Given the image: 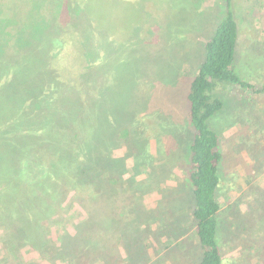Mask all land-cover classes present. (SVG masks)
<instances>
[{
    "label": "trees",
    "instance_id": "obj_1",
    "mask_svg": "<svg viewBox=\"0 0 264 264\" xmlns=\"http://www.w3.org/2000/svg\"><path fill=\"white\" fill-rule=\"evenodd\" d=\"M197 2L169 0L167 5L171 7L173 14L169 20L171 22L168 21L163 28L166 40H171L178 46L192 31L188 25L187 28L179 27V22H175L179 13H175L180 9V12H189V15L194 17L193 10L197 8ZM223 2L225 10L218 21L209 26L211 31L202 46V56L196 73L183 95L187 112L186 122L190 132L187 154L182 155L177 151L178 142L172 134L168 135V138L172 139L168 147L170 149L161 153L165 166L172 168V164L177 162V166L183 171L181 182L190 191L192 206L189 228L193 231H190L192 233L188 234L185 240L187 245L193 242L192 240L196 241L199 249L198 264H224L225 260V240L220 229L222 206L217 194L221 182L220 167L225 155L221 150L219 135L210 126V122L223 113L225 106L218 92L231 88L234 91L233 96H247L248 100L264 95V58L254 54L248 59L246 67L237 61L238 4L235 0ZM87 3L90 5V1ZM124 5L129 6L128 3ZM63 8L76 18L81 13L84 15V8H81L78 0H65ZM209 16L210 19H215L214 15ZM73 17L62 15L59 23L69 24ZM201 29L204 33L205 28ZM74 30L77 31L76 27ZM158 30L159 28L152 30L153 37L159 38ZM110 33L111 31L105 32L104 39H109ZM56 35L57 39L51 40L48 49L44 51L45 56L52 54L51 61L46 64L40 62L41 68L35 70L27 60L30 73L27 77L26 60H17L19 68L13 65L8 68L7 73L2 74L0 231L3 237L7 238L4 239L1 249L8 258L11 253L18 252L26 245L31 249L49 253L48 221L54 222V218L59 214L58 201H77L89 214L88 218H93L94 213L99 219L106 211L120 208L118 205L113 208L111 201L137 200L139 189H135V186L147 183L152 178L151 169L154 167H147L146 161L149 159L144 157V148L130 146L133 141L130 127L136 131V127L141 123L146 125L145 129L150 128L152 131L153 124L150 121L145 123V120L149 111L154 108V102L160 104V100L163 102V96L173 95L171 98H174L179 93L176 82L171 75L164 73L165 68L161 66L169 62L173 68L177 60L172 62L173 57L159 60L157 57L162 58V54L149 57L147 51L140 47L137 51L138 55H141L140 61L129 57L124 61L128 67L126 75H129L126 81L135 85L134 97L139 103L135 107L141 109L140 112L128 115L129 113L123 111L125 106H122L118 98L113 97L112 92L110 93L116 88L113 85L114 76H111L115 69H108L98 56L88 55L87 43L83 39L75 44V39H59L61 36ZM115 38L117 39L116 36ZM139 42L142 43L141 39H124L120 56L122 57L125 51L129 52V47L133 44L137 46ZM159 43L156 42V45ZM73 44L78 45V50L82 48L80 54H72ZM155 65H158L157 70L151 71ZM137 67L139 70L136 72ZM146 71L153 75H149L148 90L142 91L137 89V79L147 73ZM156 91L160 93L159 96L155 95ZM142 95L145 97H141ZM138 97L146 99L140 101ZM120 107L123 110H120ZM165 126L163 128L168 130ZM252 127L251 125V130ZM118 138L123 139L122 145L126 150V156L123 158L114 157L111 153V149H115L113 146H119ZM255 148L257 153L260 147L258 145ZM128 158L143 162L141 168L147 167L150 170L144 173L146 180L132 184L133 186L124 181V174L127 173L125 159ZM241 159V156L237 157L236 162ZM243 162L247 165L244 157ZM248 164L252 166L251 162ZM128 170L135 176L139 173L134 165ZM155 170L160 171L159 179L165 178V170L162 169V172L158 167ZM253 174L257 176L256 167ZM259 176L264 177L262 174L257 177ZM120 181H123L121 186ZM247 181L250 182L248 176L245 179L246 183ZM125 210L130 211L128 205H125ZM255 222L240 254L255 257L257 262L254 264H264V215H260ZM229 228L231 234L232 228ZM243 230L245 231V228ZM259 231L263 234L258 233ZM242 236L241 233L239 237ZM120 237L122 244L123 236ZM178 237H170L176 247L167 240L160 247H153L147 242L148 238H144L143 248L150 246L152 250L156 248V252L161 253L164 249L169 256L176 252L175 248L186 247L177 240ZM131 238L134 236L131 235ZM125 239L128 240V234H125ZM154 256L156 255L153 253L152 257ZM150 259L151 257L147 260ZM111 260L115 263V257H111ZM14 263L16 261L12 264Z\"/></svg>",
    "mask_w": 264,
    "mask_h": 264
},
{
    "label": "rangeland",
    "instance_id": "obj_2",
    "mask_svg": "<svg viewBox=\"0 0 264 264\" xmlns=\"http://www.w3.org/2000/svg\"><path fill=\"white\" fill-rule=\"evenodd\" d=\"M64 1L0 0V84L3 81L2 74L7 73L9 67L14 65L19 68L17 60H26L27 77L30 75L27 60L35 70L41 68L40 62L46 64L51 61L52 54L45 56L44 51L48 49L51 40L57 39L58 34L61 36L59 39H75V44L83 39L87 43L88 55L98 56L108 69H115L111 76H114L113 85L116 88L110 93L112 92L113 97L118 98L122 106H125L124 110L122 107L120 110L129 113L128 115L140 112L141 109L135 107L139 104L134 97L135 85L126 81L129 75H126L128 67L124 61L128 57L140 61L141 55L137 53L140 47L147 51L149 57L162 54V58L157 57L159 60L168 57H173L172 62L177 60L176 65L172 64L175 66L173 68L169 62L161 66L165 68L164 73L171 75L176 82L179 93L174 98H171L173 95L163 96V102L160 100V104L154 102V108L149 111L150 116L145 120V123L150 121L153 124L152 131L150 128L145 129V124L139 123L136 131L128 125L133 140L130 146L144 148V157L149 159L146 161L147 167H154L151 169L152 178L147 183L135 186V189H139L137 200L111 201L113 208L115 205L120 208L105 210L99 219L94 213L93 218H88L89 214L77 201H58L59 214L54 218V222L48 221L49 253L31 249L26 245L18 252L11 253L8 258L1 249L4 239L7 238L3 237L0 231V264H12L13 261H16L14 264H93L92 253L99 258L96 264H198L199 249L196 241L192 240L193 242L187 245L185 240L187 235L192 233L190 231H193L189 228L192 206L190 191L181 182L183 171L177 166V162L172 164V168L165 166L161 153L170 149L168 147L172 139L168 138V135L172 134L178 142L177 151L182 155L187 154L190 132L186 122L187 112L183 95L196 73L202 56V46L211 31L209 26L218 21L225 10V3L223 0H195L197 8L192 9L194 17H191L189 12L177 10L175 14H179L176 15L175 22H179L181 28H187L188 25L193 31L177 46L175 42L166 40L163 35V28L173 14V10L167 5L169 0H78L81 8H84V15L81 13L77 18L73 17L74 14L70 11L62 9ZM235 1L238 4L236 19L239 27L237 61L246 67L248 59L254 54L264 58V0ZM125 3L129 6H125ZM62 15L73 17L72 22L66 25L59 23ZM209 15H214L215 21L210 19ZM108 20L110 22H107ZM158 28L159 38L153 37L152 30ZM201 28H205L204 33ZM109 31V39H104L105 32ZM124 39H141L142 43L139 42L137 46L133 44L129 47V52L125 51L121 57L120 49ZM156 42L160 43L156 45ZM78 48V45H72L73 55L81 53L82 48ZM156 67L158 68V65L151 71H155ZM137 70L139 67L135 68L136 72ZM154 74L156 76V73ZM149 75L153 73L147 72L137 79V89L148 90ZM166 81L168 82L167 79ZM233 92L231 88L218 92L225 103L224 110L210 122L211 128L219 135L221 150L225 155L220 167L221 182L217 193L222 206L220 229L225 240L224 264H254L257 262L255 257L242 256L240 252L253 223L260 215H264V177H257L264 175V95L248 100L247 96H233ZM143 95L141 97H145ZM155 95L159 96L160 93L156 91ZM145 99L139 98L140 101ZM251 117L252 119H249ZM164 125L168 130L163 128ZM122 127L123 125L120 129ZM118 139L119 146H113L115 149H111V153L114 157L123 158L126 156V150L122 145L123 139ZM258 145L260 150L255 153L258 148L255 146ZM239 156L242 159L236 162ZM243 157L247 165L243 162ZM247 161L251 162L252 166ZM125 165L127 173L124 174V181L129 185L133 186L132 184L147 179L144 173L150 170L147 167L141 168L143 162L128 158L125 159ZM133 165L139 172L137 176L128 170ZM157 167L162 172L166 171L165 178H158L160 171L155 170ZM255 167L257 176L253 174ZM167 173L170 176H167ZM247 176L250 177L249 183L245 182ZM119 185H123V181H120ZM125 205L129 206L130 211L125 210ZM124 212L127 214L123 215ZM229 227L232 228L231 234ZM241 233L243 236L239 237ZM125 234H128V240L125 239ZM131 235L134 238H131ZM120 236H123L122 244ZM177 236V240L186 247L175 248L176 252L169 256L164 249L161 253L150 247H160L166 240L176 247L170 237ZM144 238H148L147 242L150 244L146 248H143ZM153 253L156 256L152 257ZM111 257H115V263L111 262ZM149 257L151 259L147 260Z\"/></svg>",
    "mask_w": 264,
    "mask_h": 264
},
{
    "label": "crops",
    "instance_id": "obj_3",
    "mask_svg": "<svg viewBox=\"0 0 264 264\" xmlns=\"http://www.w3.org/2000/svg\"><path fill=\"white\" fill-rule=\"evenodd\" d=\"M87 259H88V257H87ZM91 259H92L91 263H93V264H96L99 260V258L94 253L91 254ZM102 259H104V258H102Z\"/></svg>",
    "mask_w": 264,
    "mask_h": 264
}]
</instances>
